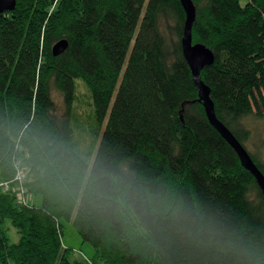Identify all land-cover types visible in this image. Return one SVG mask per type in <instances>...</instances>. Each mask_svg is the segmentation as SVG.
I'll list each match as a JSON object with an SVG mask.
<instances>
[{
  "label": "trees",
  "instance_id": "1",
  "mask_svg": "<svg viewBox=\"0 0 264 264\" xmlns=\"http://www.w3.org/2000/svg\"><path fill=\"white\" fill-rule=\"evenodd\" d=\"M192 2V42L214 57L200 79L245 147L247 120L264 123V0ZM184 20L180 0H15L0 13V264H236L235 237L264 250V200L205 116L181 51ZM60 39L67 48L53 56ZM75 79L104 126L97 145H80L71 127ZM258 141L245 149L264 175V133ZM89 168L130 177L139 196L125 207L99 195ZM61 220L93 246L92 260L69 258Z\"/></svg>",
  "mask_w": 264,
  "mask_h": 264
},
{
  "label": "water",
  "instance_id": "2",
  "mask_svg": "<svg viewBox=\"0 0 264 264\" xmlns=\"http://www.w3.org/2000/svg\"><path fill=\"white\" fill-rule=\"evenodd\" d=\"M185 12V20L181 36V51L185 59L193 79L197 87L198 100L202 103L205 116L208 122L220 134V136L228 143V145L236 153L240 164L244 169L253 176L257 187L260 190L264 200V175L257 168L245 147L234 137V135L221 123L214 112L213 103L209 96V89L200 79V71L213 63L214 57L212 51L201 43H193L191 38L192 23L195 18V8L192 0H180ZM15 6V0H0V13L11 11ZM66 39L56 41L51 52L53 56L62 54L67 48Z\"/></svg>",
  "mask_w": 264,
  "mask_h": 264
},
{
  "label": "rangeland",
  "instance_id": "3",
  "mask_svg": "<svg viewBox=\"0 0 264 264\" xmlns=\"http://www.w3.org/2000/svg\"><path fill=\"white\" fill-rule=\"evenodd\" d=\"M245 1L246 0H240V4L243 5ZM74 85L76 86L75 99L71 105V116L74 117V119L72 120L71 127L73 132L77 128L76 134L80 141V145H85L89 142L92 143L94 140L96 142L94 144L97 145L104 126L98 128L96 124L92 101L88 92L83 86V82L79 79H75ZM52 97L56 102L58 110L62 111L63 102L60 95L56 92H53ZM246 125L250 131H252V137L249 141L245 142V148L255 152L259 144L258 139L260 140L264 133V123L250 118L247 120ZM95 137H97V141ZM96 145L93 147L96 148ZM259 150V158L261 159L263 157V149L261 148ZM37 200L34 201L36 204H38ZM2 229L9 239V242L13 243L18 240V233L11 226L8 219L3 220ZM60 239L62 246L69 249V258L83 261H89L94 258L93 246L88 241H84L81 238L71 221L61 220Z\"/></svg>",
  "mask_w": 264,
  "mask_h": 264
},
{
  "label": "clouds",
  "instance_id": "4",
  "mask_svg": "<svg viewBox=\"0 0 264 264\" xmlns=\"http://www.w3.org/2000/svg\"><path fill=\"white\" fill-rule=\"evenodd\" d=\"M86 180L101 196L115 198L121 206L137 198L139 192L131 178L107 168H89ZM229 251L236 258V264H264V250L255 247L243 237H235L226 242Z\"/></svg>",
  "mask_w": 264,
  "mask_h": 264
},
{
  "label": "built area",
  "instance_id": "5",
  "mask_svg": "<svg viewBox=\"0 0 264 264\" xmlns=\"http://www.w3.org/2000/svg\"><path fill=\"white\" fill-rule=\"evenodd\" d=\"M13 180L16 183V199L18 203H24V195H25V188L23 183L26 179V171L23 168L20 161L14 160L13 163ZM9 189V182L8 181H0V191H7Z\"/></svg>",
  "mask_w": 264,
  "mask_h": 264
}]
</instances>
